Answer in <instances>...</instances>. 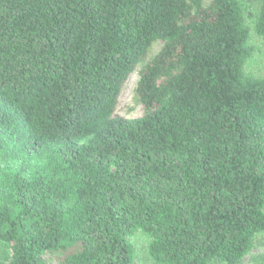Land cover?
Wrapping results in <instances>:
<instances>
[{
    "label": "trees",
    "instance_id": "1",
    "mask_svg": "<svg viewBox=\"0 0 264 264\" xmlns=\"http://www.w3.org/2000/svg\"><path fill=\"white\" fill-rule=\"evenodd\" d=\"M256 37L264 0H0V264H243L264 235Z\"/></svg>",
    "mask_w": 264,
    "mask_h": 264
},
{
    "label": "rangeland",
    "instance_id": "2",
    "mask_svg": "<svg viewBox=\"0 0 264 264\" xmlns=\"http://www.w3.org/2000/svg\"><path fill=\"white\" fill-rule=\"evenodd\" d=\"M242 6L245 12L254 9V7L246 3ZM252 43L253 45H257L261 48V53L256 56L254 63L251 62L247 66L246 72L256 76H261L264 75V39H259L258 37L253 38ZM160 45V43H155L152 46L147 59L151 58L157 53ZM141 64H139L135 71L128 77L118 96L115 113L122 118L135 119L139 118L142 114L141 106L134 98V88L138 81V71L141 68ZM132 242L137 248L138 252L143 253L142 248L145 246L146 239L141 234L137 233L132 237ZM138 264H144V262H142L140 259ZM243 264H264V235L259 237L258 243L250 252V254L246 256Z\"/></svg>",
    "mask_w": 264,
    "mask_h": 264
}]
</instances>
